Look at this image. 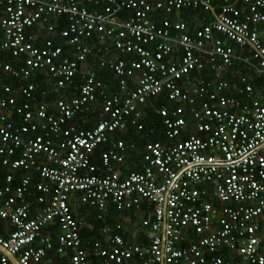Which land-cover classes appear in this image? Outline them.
Returning a JSON list of instances; mask_svg holds the SVG:
<instances>
[{"label": "built area", "instance_id": "obj_1", "mask_svg": "<svg viewBox=\"0 0 264 264\" xmlns=\"http://www.w3.org/2000/svg\"><path fill=\"white\" fill-rule=\"evenodd\" d=\"M209 1L0 0V49L21 60L19 67L0 62L22 82L0 86V165L11 171L0 186V220L11 227L0 235V250L17 264H47L49 250H68L65 264H264V0H218L215 12ZM198 6L212 19L190 31L182 21H156L158 13ZM53 17L65 19L59 44L51 38ZM33 27L46 36L41 45L27 33ZM87 39L134 56L96 65L117 78L116 95L87 67ZM236 61L262 76L258 90L231 69ZM36 72L56 88L79 74L76 94L57 97L49 113L29 81ZM158 96L165 100L155 112L167 141L145 142L141 170L123 177L115 166L131 146L116 141L100 154L95 173L94 148L111 133L141 130V109ZM98 98L93 128L69 124ZM18 169L25 174L11 187ZM33 173L39 180L32 184ZM30 188L36 210L25 199ZM74 194L100 221L109 203L118 213L149 203L150 216L140 221L147 244L126 243L102 227L104 246L96 244L89 260L68 206ZM48 225L57 230L54 244L40 234ZM0 264H10L1 251Z\"/></svg>", "mask_w": 264, "mask_h": 264}, {"label": "trees", "instance_id": "obj_2", "mask_svg": "<svg viewBox=\"0 0 264 264\" xmlns=\"http://www.w3.org/2000/svg\"><path fill=\"white\" fill-rule=\"evenodd\" d=\"M219 1L218 0H210L209 1V6L212 12H215L216 9L219 6ZM239 6V4H238ZM174 14H178V16L181 17V21L185 24L188 18H191L194 15H199L200 16H206L207 12L203 10L201 6H198L196 9H182L176 12H173L171 14L165 15V14H157L161 18H167L169 21H174L172 20L171 17L174 16ZM180 14V15H179ZM212 19L211 15H209V20ZM52 21L55 22L54 29L55 31L53 32V35L51 38L54 40L56 44H59L60 40L57 38V33L58 31L65 26V19L64 17H53ZM191 27V26H190ZM189 26H187L188 30L190 31ZM260 28V27H259ZM262 33L264 34V24L261 27ZM27 33L30 35H33L35 41L33 42L34 45H41V41L46 38L44 32L40 30L37 27L29 28L27 30ZM0 42H1V32H0ZM85 44L88 45L90 48V53L86 57V63L87 67L91 69L94 74L96 79L100 80L103 84L106 85L107 88V94L108 95H116L118 93V86H117V78L113 76L112 72L107 69H96V65L99 61H106L110 57H114L116 59L122 58V59H133V55H126V56H120L117 55L114 51H110V48L105 44L101 45L98 44L95 39H87L85 40ZM71 48L62 46V55L67 56L71 52ZM234 53L235 54H241L243 53L244 56L249 55V51L246 50H240L236 47H234ZM0 62L3 64H8L11 67H19L21 64L20 57H13L10 55L9 52L3 51L0 49ZM235 65V64H234ZM238 67V66H237ZM239 68V75L244 79L245 82L249 83L254 90H258L261 85L263 84L262 76L256 75L252 72H246L243 68ZM227 73H230L229 71ZM226 73V74H227ZM222 78H229L231 79L232 77L227 76H222ZM29 81L34 85V95L36 102L43 103L46 105L47 111L49 113H54V109L52 107L53 105V100H55L57 97L60 95H68V96H73L76 94V88L79 87L80 80H79V74H76L73 79H71L70 83L67 84L66 86L62 88H56L53 79H51L47 74L44 72H36L34 73L30 78ZM232 81H235L238 83L236 79H232ZM128 89L132 87L131 81L128 80ZM22 82L19 81L16 78H13L9 76L7 73L3 72L0 69V86L2 85H8L11 86L12 88H17L19 85H21ZM183 84V83H181ZM224 95H235L234 92L231 90H225L223 91ZM21 97L17 96L16 97V102L19 103L21 102ZM100 99H96L95 102L90 103L84 107V110L81 113L76 114L72 120L69 122L70 125L75 127L76 129H91L94 127L98 119L100 118ZM165 104V100L163 96H158L155 97L149 104L144 106L141 111H142V118L140 119V123L142 124V129L139 131L134 132L132 128H129L125 132L121 133H113V138L116 140H121L123 143L126 144L128 147V144L132 143L135 147L133 151L132 149L127 148L130 154V156L134 159L138 157L139 154V147L143 146V143L146 141L150 142H160V143H165L167 140L164 139L162 133H161V123H160V118L156 114V108L161 105ZM74 124V125H73ZM151 132H150V131ZM158 130L160 134L158 133ZM184 135H181L180 137L183 138ZM109 139V137H108ZM54 144V142H53ZM110 146V140H108L105 143L99 144L94 148V150L91 152L90 155V160L92 164L96 167V170L94 171L95 173H98L99 165H100V154L104 152L108 147ZM16 175H19L17 178H19L21 175H24L25 172L22 170L18 169L13 172ZM120 175L125 174L124 169H120ZM11 174V171H9L6 167H3L0 165V186L2 185V181L5 175ZM17 178H13L11 181V187L16 185ZM34 178V179H33ZM31 183H35V181H38L37 175L35 173L31 174ZM29 193H31L30 197L26 196L25 199H30L33 198L32 204L28 205L30 209L35 207L36 202L34 196L36 194L34 191L30 188ZM136 211L141 212L142 210H134L130 209L128 211H125L122 213V215H126L129 220L136 221L138 218L143 216V214L138 213V214H133ZM78 212H81L82 214H85L87 217V220H89V223L92 226V231L91 234L94 235L92 238H90L89 235H86L87 233H84L82 230H79V236L81 235L85 239H90L89 241H94L98 238L99 233H96V231L99 232V229L102 227H105V224L110 221L116 212L112 205L109 203V205L106 207L105 212L103 214V219L102 222H99V220L95 219L96 215V210L92 207H86L85 205L80 206L78 209ZM146 213V212H145ZM73 216V215H72ZM2 225V222L0 220V226ZM84 235V236H83ZM80 236V237H81ZM89 246V247H88ZM81 248L86 252V254H90V244L86 245L83 242V245H81ZM49 255V252H47V256ZM224 258H227L226 255H224Z\"/></svg>", "mask_w": 264, "mask_h": 264}, {"label": "crops", "instance_id": "obj_3", "mask_svg": "<svg viewBox=\"0 0 264 264\" xmlns=\"http://www.w3.org/2000/svg\"><path fill=\"white\" fill-rule=\"evenodd\" d=\"M158 19H160V17L156 16V21ZM171 19L172 20L174 19V21H181V17L178 15L176 16V14H174V16L171 17ZM185 20H187L185 25L189 26V27L191 26L190 29L198 28L202 23L207 22L209 20V15L206 14L205 17L203 15L200 17H199V15H194L191 18H188ZM234 64L235 65H233L231 67V69L235 70L237 68L239 70L238 67H241L240 63L238 61H236ZM241 69H242V67H241ZM231 74L233 75L234 73L231 72ZM232 75H230L229 77H231ZM133 131L136 132L135 130H133ZM115 133H121V132H115ZM158 133L160 134L159 130H158ZM112 134L113 133H111L108 136L109 137L108 140H110V145L116 141H121V140L114 139L113 138L114 134L113 135ZM181 135H184L183 136V138H184L186 136L185 131ZM123 144H125V143H123ZM128 145L131 146V147H129V149H132L133 151L136 152V150H134L135 146L132 143H130ZM127 151H128V149L126 148L123 161L119 165L115 166V169L118 171V173L120 172V169H122V168L125 171V174H122V176L119 173L120 177L125 176L128 172H131V171L138 172L141 170V155L143 152V146L139 147V150H137V151H139L138 157H136L134 159L130 156L129 152H127ZM14 176L17 178L19 175L14 174ZM33 179H31V180L33 181ZM35 182H37V181H35ZM30 195H31V193L28 196L30 197ZM32 201H33V198L27 199L28 205L32 204ZM68 206H69L71 214L73 215L74 219L78 223V227H79L78 231L82 230L84 233H87L86 235H89L90 238H92L94 236L91 234L92 226L89 223V220H87V218H86L87 216L85 214H82L81 212H78V209L80 208V206H82V204H80L77 201L76 194H74L73 197H70V199L68 201ZM37 207H38V205L36 204L35 207H33L32 209L36 210ZM86 207H88V206H86ZM134 210H142L141 212L136 211L133 214L136 215L138 213H141V214H143V216L138 218L136 221L134 220L131 222V220H129V218L126 215H122V213L125 212V211H123V212L115 214L111 219H109L110 221H108L105 224V227H107L110 232L112 231V233L114 232V233H117L118 235H120L126 243H138L140 245L145 246L147 244L148 235H147L146 231L140 227V221L142 219L150 216L151 206L147 202H142L140 204V206ZM95 219H96V217H95ZM103 221H104V219H103ZM1 222H2V225L0 226V235L5 236L7 234V232L11 230V227L5 221H1ZM99 222H102V221L99 220ZM116 226L118 228H115ZM56 233H57V230H56L54 225H48L47 227L43 228L40 231V234L42 236L49 238V240L53 244L55 243ZM96 233H99L98 238L94 241H91V242L89 241L90 239H85L81 235H80L81 237L79 236L80 241H81V245H83V242L86 245L90 244V254L88 255V254H86V252L84 250L83 251L86 254L87 258L91 261L95 260V255H94L95 245L97 244L98 246H104V242H105V241H103V239L101 237L100 229H99V232L96 231ZM47 252H49L48 256H47ZM47 252L45 255V259L48 261L47 264H65V261L67 259L68 254H69L68 250H65L63 254H57L53 250H49ZM232 258H233V260H238L236 256H232Z\"/></svg>", "mask_w": 264, "mask_h": 264}, {"label": "water", "instance_id": "obj_4", "mask_svg": "<svg viewBox=\"0 0 264 264\" xmlns=\"http://www.w3.org/2000/svg\"><path fill=\"white\" fill-rule=\"evenodd\" d=\"M0 251H1V253H2L3 255L6 256V258L8 259V261H9L10 264H17V262H16V260H15V258H14L13 256L7 254L3 249L0 250Z\"/></svg>", "mask_w": 264, "mask_h": 264}, {"label": "rangeland", "instance_id": "obj_5", "mask_svg": "<svg viewBox=\"0 0 264 264\" xmlns=\"http://www.w3.org/2000/svg\"><path fill=\"white\" fill-rule=\"evenodd\" d=\"M178 14H176V16H177Z\"/></svg>", "mask_w": 264, "mask_h": 264}, {"label": "bare ground", "instance_id": "obj_6", "mask_svg": "<svg viewBox=\"0 0 264 264\" xmlns=\"http://www.w3.org/2000/svg\"><path fill=\"white\" fill-rule=\"evenodd\" d=\"M99 102V101H98ZM74 125V124H73Z\"/></svg>", "mask_w": 264, "mask_h": 264}]
</instances>
